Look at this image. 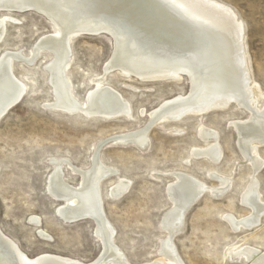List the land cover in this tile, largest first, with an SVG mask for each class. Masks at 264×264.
Returning <instances> with one entry per match:
<instances>
[{
  "label": "rangeland",
  "instance_id": "1",
  "mask_svg": "<svg viewBox=\"0 0 264 264\" xmlns=\"http://www.w3.org/2000/svg\"><path fill=\"white\" fill-rule=\"evenodd\" d=\"M217 1L227 5L242 23L250 77L259 87L253 91L259 94L261 107L264 0ZM3 15L7 18L0 37V55L21 50L29 57L41 36L53 32L49 21L34 10H0V17ZM111 41L105 33L81 34L71 39L66 74L72 94L81 103L96 88L95 80L101 78L102 84L113 87L129 103L128 116H89L49 107L46 104L54 96L45 65L52 54L41 50L31 63L12 60V73L25 85V91L0 119L1 231L30 258L50 253L85 263L96 260L103 245L95 222L88 217L71 222L59 217L56 209L64 202L48 192L47 183L53 170L52 159L59 158L65 182L78 186L81 176L71 168L87 170L98 146L102 147L97 149L98 159L113 169L100 181L102 207L113 229V242L127 262L142 264L159 258L160 241L167 234L161 219L171 206L167 184L174 181L173 172L181 171L213 189L221 187V177L227 179L222 192L205 190L185 212L181 230L172 239L183 264H247L243 258L230 257L228 250L245 245L264 252V211L258 224L247 228H233L224 216L244 217L251 212L242 203L241 195L252 177L264 204V145L258 146L261 165L254 173L230 124L235 119H247L249 111L230 102L226 108L156 122L148 128L144 147L106 142L114 135L143 127L149 113L164 100L190 91L186 75L179 80H141L115 69L105 70L112 52ZM201 127L215 135L214 142L221 151L217 162L191 154L194 148H205L214 140L203 139L198 133ZM118 180L127 181L128 186L114 197L110 190Z\"/></svg>",
  "mask_w": 264,
  "mask_h": 264
},
{
  "label": "bare ground",
  "instance_id": "2",
  "mask_svg": "<svg viewBox=\"0 0 264 264\" xmlns=\"http://www.w3.org/2000/svg\"><path fill=\"white\" fill-rule=\"evenodd\" d=\"M0 10H34L53 27L52 33L41 36L36 42L29 57L21 50L4 51L0 55V119L25 91V85L11 73L12 60L31 63L41 50L52 54L45 69L54 98L47 106L80 111L89 116H128L129 103L113 87L102 84L101 78L95 80L96 88L81 103L72 94L66 74L70 40L81 34L105 33L112 39L113 46L105 70L115 69L124 76L133 75L141 80H175L186 75L190 82L188 93L164 100L149 113V121L143 127L110 137L114 142L144 147L152 124L226 108L234 102L250 113L247 119L230 123L237 133V145L253 172L259 169L258 146L264 145V105L258 107L259 94L253 91L259 87L250 77L242 23L227 5L217 0H0ZM6 18V15L0 17V37ZM198 133L209 141L215 138L213 131L204 127ZM211 141L205 148H194L192 156H204L217 162L221 151L215 139ZM95 148L87 170L71 168L81 176L76 187L63 179V162L59 158L52 159L47 190L64 202L56 209L64 221L88 217L95 222L96 234L103 245L100 256L88 263L50 253L30 258L0 229V264H131L114 244L113 229L104 215L99 185L113 169L98 159V146ZM173 175L175 179L166 189L171 206L161 219V227L167 234L160 241L159 258L142 264H183L172 239L181 230L185 212L205 190L218 194L227 184V179L221 177V187L213 189L184 172L175 171ZM127 186V181L118 180L110 195L119 197ZM259 195L257 181L252 177L241 195L242 203L249 206L251 212L244 217L224 216L233 228L258 224L264 211ZM42 231L39 234L46 236ZM228 254L232 258H243L247 264H264V252L256 247H235L229 249Z\"/></svg>",
  "mask_w": 264,
  "mask_h": 264
},
{
  "label": "water",
  "instance_id": "3",
  "mask_svg": "<svg viewBox=\"0 0 264 264\" xmlns=\"http://www.w3.org/2000/svg\"><path fill=\"white\" fill-rule=\"evenodd\" d=\"M11 73H12V69H11ZM20 99L21 98H19V99H17L15 102H13V104L5 111V113L9 110V109H11L14 105H16L19 101H20ZM4 113V114H5ZM3 114V115H4ZM106 142H114V139H112V138H108L107 140H106Z\"/></svg>",
  "mask_w": 264,
  "mask_h": 264
}]
</instances>
